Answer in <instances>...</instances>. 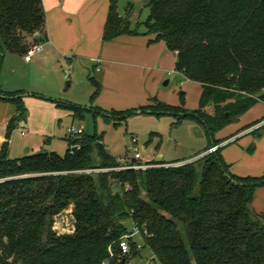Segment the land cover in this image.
<instances>
[{
  "label": "trees",
  "instance_id": "1",
  "mask_svg": "<svg viewBox=\"0 0 264 264\" xmlns=\"http://www.w3.org/2000/svg\"><path fill=\"white\" fill-rule=\"evenodd\" d=\"M144 1L143 34L176 52L175 70L199 84L200 97L191 113L161 101L141 110L194 118L213 135L264 103V0ZM119 2L109 0L104 41L137 32L130 27L133 4L121 12ZM44 34L42 0H0V69L6 53L24 55ZM89 79L96 94L99 83ZM0 94L16 106L0 148V264H134L143 247L158 264H264V214L250 207L264 173L233 174L220 147L178 165L76 172L119 164L101 135L84 132L74 144L66 138L62 155L9 158L10 132L24 103L17 93ZM63 104L83 118L85 108ZM219 142L211 139L203 152ZM64 210L73 229L58 233L53 219ZM131 226L139 228L142 244L130 237V251L122 253L118 239Z\"/></svg>",
  "mask_w": 264,
  "mask_h": 264
},
{
  "label": "rangeland",
  "instance_id": "2",
  "mask_svg": "<svg viewBox=\"0 0 264 264\" xmlns=\"http://www.w3.org/2000/svg\"><path fill=\"white\" fill-rule=\"evenodd\" d=\"M128 2L133 4L130 27L143 33L142 22L148 15L145 1L120 0L118 10L122 12ZM173 53L176 55V52L173 51ZM5 56L6 64L9 63L10 57H19L12 53H6ZM68 60L62 57L58 61L48 60L38 63L36 70L32 71L33 74L30 71L27 78L20 79L27 84L23 87L22 93L32 96L26 103L23 102L24 116L28 122L21 119L10 132L7 153L9 158H19L26 154L44 151L64 154L69 146L66 138L68 137L69 144H74V137H78L67 133L66 129L71 124L82 125L86 134L101 135L104 145L108 148L106 151L117 160L131 162L135 145L142 156V161L152 158L157 160L160 155L161 160L173 165H178L182 162L179 160L190 158L187 156L201 151L211 139L226 137L232 132V126H229L231 123L215 130L213 135H209L205 126L194 118L181 117L177 121V116L168 112L160 113L151 109L141 111V106H146L148 103L153 105L159 100L173 106L183 107L190 113L199 107L200 95L197 84L184 79L177 70L175 72L173 70V73H169V77L159 82V91L155 90L158 92H154L153 96L149 97V101L134 103L130 99L117 101L109 99L107 94H103L104 98L99 94H94V87L89 77L92 76L97 80L98 71L87 60L76 58L69 62ZM2 72L0 81L5 82L6 74H8L6 68H3ZM65 72L70 75L68 87ZM19 74L16 76H20ZM167 78L169 82L163 85V81L168 80ZM181 91L183 92L182 101ZM37 96L54 99L56 102L49 106L38 102L42 99ZM66 102L75 103L90 111H86L83 118H73L63 104ZM20 128L24 130V134H20ZM131 137L136 140L134 143ZM219 144L220 142L216 145ZM234 146L236 148L228 149L234 160L233 167L252 174H256L264 167V128L257 136L248 134L238 139ZM248 146L253 149L248 150ZM235 149H242L244 154L241 155ZM208 150L192 157L189 161L197 159ZM178 158V161H174ZM255 195L254 204L264 212V191L257 190ZM52 227L58 233L70 232L73 229V217L70 211L64 210L56 215ZM132 239L142 244L139 234L134 235ZM131 260L134 264H158L148 247L140 248Z\"/></svg>",
  "mask_w": 264,
  "mask_h": 264
},
{
  "label": "crops",
  "instance_id": "3",
  "mask_svg": "<svg viewBox=\"0 0 264 264\" xmlns=\"http://www.w3.org/2000/svg\"><path fill=\"white\" fill-rule=\"evenodd\" d=\"M42 5L45 12V34L41 36L42 39L39 42L41 49L35 52L33 54L35 56L32 55L28 61L24 59V55H17L19 57H10L7 65L5 63L7 58L4 57L0 80L3 68H6L8 74H6L5 82L0 81V89L3 90V93L4 91L17 93L16 95H21L23 102L26 103L32 95L22 93L23 87L27 84H24L20 79L27 78L30 71L33 74L32 71L36 70L35 67L38 63L48 60L58 61L62 57L68 58V62L75 58L90 62L99 73L97 79L99 90L96 94L101 97L103 94H107L109 99L117 101H128L129 99L134 103L149 101V97L159 91V82L169 77V73H173V70L175 72L176 55L166 48L162 40L149 42L153 38V34L144 35L137 30L136 33H122L109 40H103L109 0H42ZM154 71L156 72L154 73ZM18 73L20 76H16ZM165 81L168 83L169 79ZM196 84L200 95V86L198 83ZM157 89L158 91H155ZM3 97H7V95L0 94V145L5 140L6 124L16 113L15 104ZM37 97L42 99L38 102L49 106L56 102L54 99L43 96ZM85 109L90 111V109ZM69 114L71 115L70 112ZM22 117L24 118L22 119ZM22 117L23 121L28 122L24 115ZM263 119L264 103L257 102L229 125L232 126V132L228 136L219 138L221 142L218 146L221 156L233 174L260 176L264 173V167L256 174L236 169L233 167L234 160L228 152L229 148H236L234 144L238 139L248 134L259 135L264 124L257 128L251 127ZM203 149L192 156H187L190 158L184 161H189L192 157L200 155L203 153ZM252 149L253 147L248 146V150ZM235 150L241 155L244 154L242 149ZM161 159L159 155L157 160ZM150 160L153 158L147 159V161ZM257 190L264 191V186L255 190L250 207L256 212L264 214L254 204Z\"/></svg>",
  "mask_w": 264,
  "mask_h": 264
},
{
  "label": "built area",
  "instance_id": "4",
  "mask_svg": "<svg viewBox=\"0 0 264 264\" xmlns=\"http://www.w3.org/2000/svg\"><path fill=\"white\" fill-rule=\"evenodd\" d=\"M41 49V45L39 43L33 45L31 48H29L27 50V52L24 54V59L26 61H28L32 55L39 51ZM19 123V122H18ZM264 124V119L255 123L251 128H257L260 127ZM21 134H24V130H22L21 128L19 129ZM67 133L71 136H76L81 134L82 132H84L83 126L79 125L76 126L74 124H71L69 127H67L66 129ZM131 141L134 143L136 140L134 139V137H131ZM218 147V145H214L212 147L209 148V151H213ZM107 149V147H105ZM133 158L135 159V161H127V160H118L119 164L115 167H108V168H102V167H92V168H87L84 170H78L76 172H85V173H95V172H101V171H107V170H125V169H145L148 167H155V166H169V165H173L172 163H147L149 161H142L141 158V154L140 152L137 150L136 146H133ZM184 161L180 162L183 163ZM140 233V230L137 226H131L130 231L124 233L123 235H121L118 239V244L120 247V250L122 253H129V244H128V238L133 237L134 235H137ZM130 262H132V260H130ZM102 264H106L105 262H103Z\"/></svg>",
  "mask_w": 264,
  "mask_h": 264
},
{
  "label": "water",
  "instance_id": "5",
  "mask_svg": "<svg viewBox=\"0 0 264 264\" xmlns=\"http://www.w3.org/2000/svg\"><path fill=\"white\" fill-rule=\"evenodd\" d=\"M69 78H70L69 73H68V72H65V79H66V86H67V87L69 86ZM163 84H164V85L167 84V81H164ZM23 118H24V117H22V119H23ZM213 146H214V145H213ZM132 161L134 162L135 159L132 158Z\"/></svg>",
  "mask_w": 264,
  "mask_h": 264
}]
</instances>
